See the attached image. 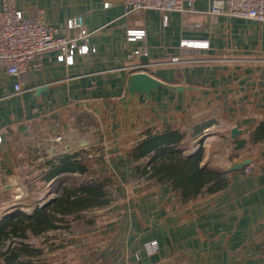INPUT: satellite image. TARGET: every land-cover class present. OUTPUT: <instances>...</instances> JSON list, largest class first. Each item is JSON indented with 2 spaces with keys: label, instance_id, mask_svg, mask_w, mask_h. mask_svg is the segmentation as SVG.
Returning <instances> with one entry per match:
<instances>
[{
  "label": "crops",
  "instance_id": "1",
  "mask_svg": "<svg viewBox=\"0 0 264 264\" xmlns=\"http://www.w3.org/2000/svg\"><path fill=\"white\" fill-rule=\"evenodd\" d=\"M212 1L170 11L164 22L155 9L126 14L123 0H16L26 16L42 11L63 26L80 15L95 32V51L77 54L73 64L50 53L20 77L0 69V219L16 211L14 139L25 132L40 135L36 145L46 150L39 160L83 150L92 172L110 180L113 201L87 212L90 224L74 223L64 245L47 252V264H264V22L213 18ZM130 29L146 35L129 40ZM183 40L203 45L182 47ZM174 56L180 61L170 62ZM137 71L159 84L148 94L131 92ZM168 126L185 133V154L202 148L204 167L219 172L253 161L223 173L225 188L182 201L169 182L139 176L146 159L131 156L148 130ZM233 127L237 137L221 135ZM152 240L158 246L150 252Z\"/></svg>",
  "mask_w": 264,
  "mask_h": 264
},
{
  "label": "trees",
  "instance_id": "2",
  "mask_svg": "<svg viewBox=\"0 0 264 264\" xmlns=\"http://www.w3.org/2000/svg\"><path fill=\"white\" fill-rule=\"evenodd\" d=\"M184 137L182 130L170 126L148 130L131 151L134 159H146L137 165V174L169 182L182 201L225 188L229 183L226 174L200 164L202 148L193 154L183 152L180 144ZM43 168L41 179L56 185V196L30 213L18 210L0 219V264H45L43 246L54 249L64 245L65 240L54 232L70 229L84 219L90 224L87 212L113 201L110 180L92 172L83 150L48 157Z\"/></svg>",
  "mask_w": 264,
  "mask_h": 264
},
{
  "label": "built area",
  "instance_id": "3",
  "mask_svg": "<svg viewBox=\"0 0 264 264\" xmlns=\"http://www.w3.org/2000/svg\"><path fill=\"white\" fill-rule=\"evenodd\" d=\"M195 1L123 0V5L126 14L149 9L158 10L166 22L167 14L170 11L184 13L194 10ZM15 2L16 0H0V69H4L8 75L22 76L35 66L37 59L46 54L56 53L60 62L73 64L77 54L95 51L96 48L92 43L95 32L86 28L82 16L70 17L63 26H54L45 20L42 11H39L35 16H26L22 10L17 8ZM108 4L107 2L106 5ZM209 14L213 18L227 15L264 22V0H213ZM145 35L144 29L127 30L129 40L143 39ZM199 45H203V43L190 40L181 42L182 47ZM135 53L138 54L139 50ZM179 61V56H174L170 60V62ZM14 88L16 93L23 90L20 81L14 84ZM0 140H2L1 134ZM15 177L11 176L10 182L13 188L17 189L18 180ZM19 186L22 187V185ZM5 187L0 178V189H5ZM49 197L42 196L43 201L37 205L49 202ZM157 246L156 240L147 243V249L150 252L155 251Z\"/></svg>",
  "mask_w": 264,
  "mask_h": 264
},
{
  "label": "rangeland",
  "instance_id": "4",
  "mask_svg": "<svg viewBox=\"0 0 264 264\" xmlns=\"http://www.w3.org/2000/svg\"><path fill=\"white\" fill-rule=\"evenodd\" d=\"M39 136L37 131L31 130L14 139V148L16 151L15 158L19 161V168L13 175L14 177L16 176L15 178L18 180V184H16L17 189L13 188L11 192L12 200L10 201L13 207L16 208V211L22 210L27 213L32 212L33 208L39 202L43 201L42 196H47L46 192H49V189H51V186L46 185V182H41L44 160L48 156H45L43 160H39L41 155H43L41 152L46 150V147L36 145V142H42L38 139ZM45 146H47V143H45ZM19 185H22V187ZM54 187H56V185L53 186V189ZM74 229H76L74 226L70 229H59L54 232V234L59 236L58 239L65 240L67 234ZM43 249L45 253L41 258L43 262L47 264L48 255L46 254L52 249H49V246H44Z\"/></svg>",
  "mask_w": 264,
  "mask_h": 264
},
{
  "label": "water",
  "instance_id": "5",
  "mask_svg": "<svg viewBox=\"0 0 264 264\" xmlns=\"http://www.w3.org/2000/svg\"><path fill=\"white\" fill-rule=\"evenodd\" d=\"M159 84V81L154 78L152 75L144 72V71H137L131 76L130 86L129 89L131 92H144L149 93V91L155 88ZM241 133V130L237 127H233L230 130V134L228 132L221 133L222 136H232L237 137ZM252 158H246L238 162L230 163L225 165L219 169H217L221 173H229L235 170L242 169L244 166L249 165L252 162ZM54 197H51L52 200ZM49 200V201H50Z\"/></svg>",
  "mask_w": 264,
  "mask_h": 264
}]
</instances>
